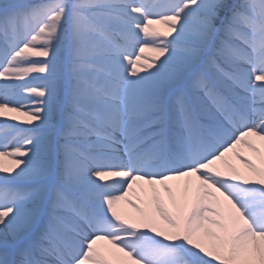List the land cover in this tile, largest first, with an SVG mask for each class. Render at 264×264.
Instances as JSON below:
<instances>
[{"label":"snow or ice","instance_id":"snow-or-ice-1","mask_svg":"<svg viewBox=\"0 0 264 264\" xmlns=\"http://www.w3.org/2000/svg\"><path fill=\"white\" fill-rule=\"evenodd\" d=\"M0 117V264H264V0H0Z\"/></svg>","mask_w":264,"mask_h":264},{"label":"bare ground","instance_id":"bare-ground-1","mask_svg":"<svg viewBox=\"0 0 264 264\" xmlns=\"http://www.w3.org/2000/svg\"><path fill=\"white\" fill-rule=\"evenodd\" d=\"M14 115V114H13ZM6 119V117H0V120H5ZM21 120H23L24 118L23 117H21L20 118ZM9 123H15V124H17L19 127H31V125H26V124H21L20 123V121L18 120V121H8ZM33 123H35V122H33ZM245 154H247V153H245ZM232 162L233 163H236L237 164V166H239V162L238 161H235L234 160V158L232 159ZM170 183H175V182H170ZM125 211H132L130 208H128L127 207V205H122L121 206Z\"/></svg>","mask_w":264,"mask_h":264},{"label":"rangeland","instance_id":"rangeland-1","mask_svg":"<svg viewBox=\"0 0 264 264\" xmlns=\"http://www.w3.org/2000/svg\"><path fill=\"white\" fill-rule=\"evenodd\" d=\"M155 27H158V28H160V27H162V26H155ZM150 55V54H149ZM39 59H43V58H39ZM30 75H32V76H36V77H41V76H43L44 74H30ZM41 81L39 80V79H35V80H31L30 81V83H40Z\"/></svg>","mask_w":264,"mask_h":264}]
</instances>
